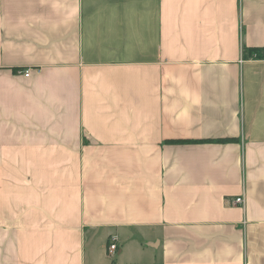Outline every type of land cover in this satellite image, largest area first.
<instances>
[{"label":"crops","instance_id":"0c3cea01","mask_svg":"<svg viewBox=\"0 0 264 264\" xmlns=\"http://www.w3.org/2000/svg\"><path fill=\"white\" fill-rule=\"evenodd\" d=\"M245 48L264 0H0V264H264Z\"/></svg>","mask_w":264,"mask_h":264},{"label":"trees","instance_id":"16d2710c","mask_svg":"<svg viewBox=\"0 0 264 264\" xmlns=\"http://www.w3.org/2000/svg\"><path fill=\"white\" fill-rule=\"evenodd\" d=\"M245 58L264 59V48H245Z\"/></svg>","mask_w":264,"mask_h":264},{"label":"built area","instance_id":"2783aa9c","mask_svg":"<svg viewBox=\"0 0 264 264\" xmlns=\"http://www.w3.org/2000/svg\"><path fill=\"white\" fill-rule=\"evenodd\" d=\"M243 202H244L243 198H238L235 201L236 204H242ZM117 250H118L117 240H116V238L113 237L110 240V245H109V248H108V253L110 255H114V254H116Z\"/></svg>","mask_w":264,"mask_h":264}]
</instances>
